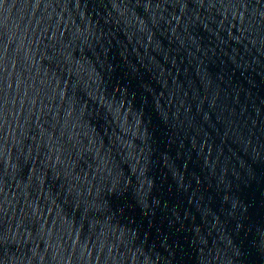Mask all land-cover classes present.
Wrapping results in <instances>:
<instances>
[{"label":"water","instance_id":"95a60500","mask_svg":"<svg viewBox=\"0 0 264 264\" xmlns=\"http://www.w3.org/2000/svg\"><path fill=\"white\" fill-rule=\"evenodd\" d=\"M0 264H264V0H0Z\"/></svg>","mask_w":264,"mask_h":264}]
</instances>
